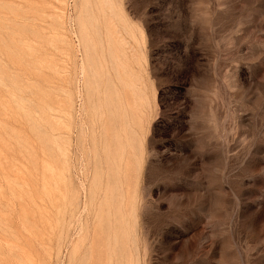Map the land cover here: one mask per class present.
<instances>
[{"label": "rangeland", "instance_id": "374dc122", "mask_svg": "<svg viewBox=\"0 0 264 264\" xmlns=\"http://www.w3.org/2000/svg\"><path fill=\"white\" fill-rule=\"evenodd\" d=\"M0 264H264V0H0Z\"/></svg>", "mask_w": 264, "mask_h": 264}]
</instances>
